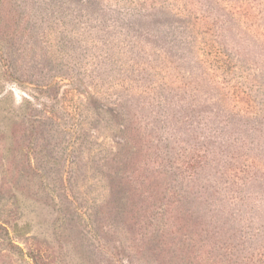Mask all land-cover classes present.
I'll return each mask as SVG.
<instances>
[{"label":"rangeland","instance_id":"374dc122","mask_svg":"<svg viewBox=\"0 0 264 264\" xmlns=\"http://www.w3.org/2000/svg\"><path fill=\"white\" fill-rule=\"evenodd\" d=\"M217 240L264 264V0H0V264Z\"/></svg>","mask_w":264,"mask_h":264},{"label":"trees","instance_id":"16d2710c","mask_svg":"<svg viewBox=\"0 0 264 264\" xmlns=\"http://www.w3.org/2000/svg\"><path fill=\"white\" fill-rule=\"evenodd\" d=\"M200 152H197L196 154V158L198 159L199 161V166H200V158H204V157H208V153L206 154V156H200L199 154ZM197 160H194V157L193 158H189L188 161L185 162V164H183V168L181 170L185 169L188 170V173L190 175H185V179L188 181V182H194L192 177L195 175L194 173V170L196 169L197 167ZM184 171H183V175H184ZM192 174V175H191ZM142 180V182L145 184V186L147 185H150L151 182L147 183V180H155L157 178V175L155 173H150L149 174V179H144L142 178L141 176H139ZM249 177L250 179L252 178V176L249 174ZM193 185V184H192ZM140 187V186H139ZM190 190V188H189ZM219 240H217L218 242ZM220 243V246L218 245L217 248L214 247V250H215V260H214V263L213 264H243L241 263L240 260H238V257L236 256V253L234 251L235 247L232 246L229 247L228 249L226 248V252L223 250V253H222V245H221V242L219 241Z\"/></svg>","mask_w":264,"mask_h":264}]
</instances>
